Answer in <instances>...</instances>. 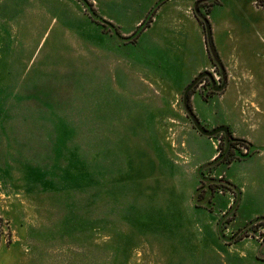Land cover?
I'll return each mask as SVG.
<instances>
[{
  "label": "rangeland",
  "instance_id": "374dc122",
  "mask_svg": "<svg viewBox=\"0 0 264 264\" xmlns=\"http://www.w3.org/2000/svg\"><path fill=\"white\" fill-rule=\"evenodd\" d=\"M95 1L0 0V264H264V9Z\"/></svg>",
  "mask_w": 264,
  "mask_h": 264
},
{
  "label": "trees",
  "instance_id": "16d2710c",
  "mask_svg": "<svg viewBox=\"0 0 264 264\" xmlns=\"http://www.w3.org/2000/svg\"><path fill=\"white\" fill-rule=\"evenodd\" d=\"M83 1L86 3V5H88L89 7L93 8L92 7L93 4L89 3L88 0H83ZM256 2H257L258 6H260V7H262L264 9V0H256ZM202 7L206 8L205 15L201 12V8ZM210 13H211L210 7H206L205 5H200V6H198L197 11L195 10V16H196L198 22L200 23V25L203 27V32L205 34V42H206V45H207V48H208V52H210V50H209L210 47H211V50L214 51L213 42H212V28H211L210 22L208 20V15ZM148 20L149 21L143 22L140 25V27L138 28L140 31H141V29L142 30L146 29L149 26V23H151L153 19H151L149 17ZM139 32H135L132 35V37L136 36L137 33H139ZM219 65H221V64H219ZM201 77H203V74H201ZM199 82H201V81L198 80L196 84H198ZM193 93H194V90L192 88L189 91V93H188V98H187V101H186V107L191 113H193V109H192L190 98H191V95ZM228 138H229V140H228L229 142L224 140L225 141V149L223 151H222L221 147L219 146V150L220 151H219L218 157L215 160L216 162L218 161V163H216V165H218V164H227V165H229L233 161H235V156H234V152H233L234 144L232 143V141L233 142H237L238 140L233 137L232 132L230 131V129H229V137Z\"/></svg>",
  "mask_w": 264,
  "mask_h": 264
},
{
  "label": "water",
  "instance_id": "95a60500",
  "mask_svg": "<svg viewBox=\"0 0 264 264\" xmlns=\"http://www.w3.org/2000/svg\"><path fill=\"white\" fill-rule=\"evenodd\" d=\"M196 11H197V8H196ZM200 79H201V76L198 78V80H200ZM198 80H196V81L194 82L193 86L196 85V83H197ZM192 88H193V87H192ZM192 88H191V89H192ZM188 93H189V92H188ZM188 93H186V94L183 96V102H184L183 104H184V108H185L186 112L188 113L189 118L192 120L193 125L195 126L196 130H197L200 134L205 135V136H207V137H209V138H213V137L215 138L218 134L223 133V134H225V136H226L227 139H228V137H229V128H228V127H219V128H217V129H215V130L209 131V130H206L205 128H203V127L199 124V121L197 120V118L195 117V115H194L193 113H191V112L187 109V107H186V101H187V98H188ZM227 142H228V141H227ZM215 163H216V161H215ZM215 163H213V165H214ZM201 173H202V170L199 171L200 176H201ZM224 242H225V243H232V242H234V240H225ZM259 256H261V255H258V257H259Z\"/></svg>",
  "mask_w": 264,
  "mask_h": 264
},
{
  "label": "crops",
  "instance_id": "0c3cea01",
  "mask_svg": "<svg viewBox=\"0 0 264 264\" xmlns=\"http://www.w3.org/2000/svg\"><path fill=\"white\" fill-rule=\"evenodd\" d=\"M93 3L95 4V5H97V4H99L97 1H95V0H93ZM187 13H189V15H192V13H194V16H195V11L192 9H190L189 8V11H187ZM196 17V16H195ZM197 19V18H196ZM155 21V20H154ZM154 23L155 22H153V24L151 25V27H153V25H154ZM150 27V28H151ZM202 27V26H201ZM202 29H203V27H202ZM147 31V30H146ZM221 96H222V94H221ZM258 156L259 157H262V156H264V152L263 151H260L259 153H258Z\"/></svg>",
  "mask_w": 264,
  "mask_h": 264
},
{
  "label": "flooded vegetation",
  "instance_id": "af4514ba",
  "mask_svg": "<svg viewBox=\"0 0 264 264\" xmlns=\"http://www.w3.org/2000/svg\"><path fill=\"white\" fill-rule=\"evenodd\" d=\"M217 89V88H216ZM216 91V90H215Z\"/></svg>",
  "mask_w": 264,
  "mask_h": 264
}]
</instances>
